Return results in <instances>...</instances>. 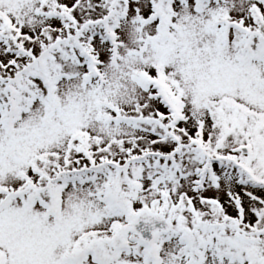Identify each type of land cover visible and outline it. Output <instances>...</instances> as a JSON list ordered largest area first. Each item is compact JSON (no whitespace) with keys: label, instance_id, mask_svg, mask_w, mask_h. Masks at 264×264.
I'll list each match as a JSON object with an SVG mask.
<instances>
[{"label":"snow or ice","instance_id":"snow-or-ice-1","mask_svg":"<svg viewBox=\"0 0 264 264\" xmlns=\"http://www.w3.org/2000/svg\"><path fill=\"white\" fill-rule=\"evenodd\" d=\"M0 264H264V0H0Z\"/></svg>","mask_w":264,"mask_h":264}]
</instances>
